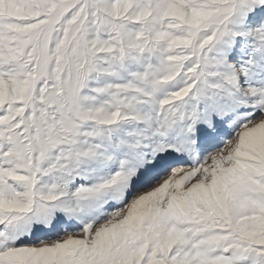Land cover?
<instances>
[{"label":"snow or ice","instance_id":"snow-or-ice-1","mask_svg":"<svg viewBox=\"0 0 264 264\" xmlns=\"http://www.w3.org/2000/svg\"><path fill=\"white\" fill-rule=\"evenodd\" d=\"M0 264H264V0H0Z\"/></svg>","mask_w":264,"mask_h":264}]
</instances>
